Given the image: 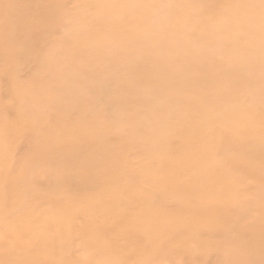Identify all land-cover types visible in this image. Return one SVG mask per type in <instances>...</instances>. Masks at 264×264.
I'll return each mask as SVG.
<instances>
[{"label": "rangeland", "instance_id": "1", "mask_svg": "<svg viewBox=\"0 0 264 264\" xmlns=\"http://www.w3.org/2000/svg\"><path fill=\"white\" fill-rule=\"evenodd\" d=\"M0 19V264H264V148L230 140L264 112V0H7ZM184 121L197 149L175 159Z\"/></svg>", "mask_w": 264, "mask_h": 264}, {"label": "bare ground", "instance_id": "2", "mask_svg": "<svg viewBox=\"0 0 264 264\" xmlns=\"http://www.w3.org/2000/svg\"><path fill=\"white\" fill-rule=\"evenodd\" d=\"M7 2V0H0V5H1V7H3V6H5V3ZM0 24H1V19H0ZM136 32V31H135ZM141 35L142 34H137V33H134L133 34V36L134 37H138V38H141ZM15 38H17V37H15ZM155 41H157V40H155ZM240 62V61H239ZM222 71V70H221ZM227 86V85H226ZM165 92H169V91H165ZM214 93V95L216 96V97H222L223 96V92L221 93V92H219L217 89L213 92ZM202 97V96H201ZM219 101V100H218ZM215 106H216V104H215ZM212 107V106H211ZM250 107V106H249ZM249 107H247L248 109L246 110L249 114L247 115V116H245V117H243V118H241L240 120H239V122L238 123H235L234 124V128L235 127H237V126H240L242 129L241 130H239V131H235L231 136H230V140L232 141V143H234V144H237L238 142H240L242 139H249V140H252V139H254V140H256L257 142L256 143H262V148H264V135L262 134L261 135V133H260V130L262 129V127H263V125H264V115H262V113L264 114V112L262 111V110H260V109H253V108H255V107H251V108H249ZM253 110H258V112H259V114H258V112L257 111H255V112H252ZM253 114L255 115V116H253ZM214 121H216V120H214ZM212 124H214V123H212ZM204 126V125H203ZM211 127V133L213 132V128H212V126H210ZM243 127H244V129H243ZM236 129V128H235ZM171 131H173V133H172V136H171V139H170V141L168 142V144H165V146H163V148L165 149V151L167 152V154L169 155V156H171V157H174L175 159H178L179 158V156H178V154L175 152V150H176V148L177 149H180V148H183V149H185V147H186V150H189V154L191 155H193L194 154V152H195V149H197V146L194 144V143H191L190 142V139H188V140H186L187 138H189V137H191L190 136V134L188 133V123H187V121H184L183 122V125H180V126H176V127H174V129H171ZM209 134H210V132H209ZM208 134V135H209ZM185 141H189L190 143H189V146H186V145H183L182 146V143L183 142H185ZM159 149V148H158ZM157 149V150H158ZM205 149H207V148H205ZM156 151V150H155ZM102 152H104V150L102 151ZM101 155V154H100ZM100 157V156H99ZM264 157V155L262 156V158ZM264 159V158H263ZM52 160V159H51ZM247 160V159H246ZM231 162H232V165L235 167V169H237L238 171H240L241 173H243V174H249V173H251V172H253V168H251V167H248L249 166V161H245L244 159H238V158H236V159H233V160H231ZM230 162V163H231ZM206 163H207V161H206ZM194 167V166H193ZM174 168H175V166H172V167H169V166H167L166 165V169H165V171H167V172H169V173H175V171H174ZM48 172V171H47ZM160 172H164V169H162V171H160ZM263 172V170L262 169H259L258 171H256V173H255V176H257L256 178H257V182L259 183V184H262L263 186H264V172H263V176H259L260 175V173H262ZM211 173V172H210ZM209 179V178H208ZM168 180V178L165 180V183H166V181ZM171 179H169L168 180V183H171L172 181H173V179L170 181ZM212 180V179H211ZM170 181V182H169ZM165 183H164V185H165ZM175 183H176V181H175ZM177 183H180V184H182L181 183V181H179V182H177ZM196 183V181H195V179H193L192 180V182H190V183H187V185H188V187H190L191 185H193V184H195ZM207 183V182H206ZM208 184V183H207ZM206 184V185H207ZM209 185V184H208ZM210 186V185H209ZM208 187V186H207ZM184 188V187H183ZM69 189V188H68ZM178 190H182L183 191V189L182 188H180V189H178ZM197 193H195L194 191H193V189H189V192H188V195H190V197H192L193 198V195H196ZM202 196H206L207 194H205L204 192H202V194H201ZM211 195V194H210ZM129 197H131V196H129ZM128 197V198H129ZM199 198V197H198ZM131 201V200H130ZM204 201H200L199 200V203H200V206H202V203H203ZM129 206V205H128ZM126 207H127V205H126ZM129 209V208H128ZM126 210V209H125ZM209 210V208H207V209H204L203 210V212H200V211H196V212H194V215L192 214V215H190V216H188L189 217V219H187V220H191V221H201V220H208V219H210V218H212V217H217L218 219L221 217V216H223L224 218L225 217H227L228 215H230V214H232V212H231V210H228L227 208H226V205L225 206H223L222 207V210H221V212H218V214H217V212L216 211H208ZM128 211V210H127ZM245 210H242V212H244ZM239 212H241V210L239 211ZM26 215V214H25ZM29 215V214H28ZM233 215H234V213H233ZM123 217V216H122ZM234 217H237V214L236 215H234ZM27 219V218H26ZM177 219V218H176ZM22 221V220H21ZM213 221V220H212ZM21 224V223H20ZM202 233V232H201ZM10 234V233H9ZM202 235V234H201ZM260 236V238L262 237V235H259ZM29 239V238H28ZM27 239V240H28ZM236 242H238V241H236ZM244 244H248L247 242H244ZM244 244H241V243H239L238 244V251H241V250H243V249H246V248H248V246H246V245H244ZM21 245V244H20ZM7 248V247H6ZM260 255L262 254V252L261 253H259ZM2 256V255H1ZM4 259V258H3ZM200 259V258H199ZM231 260H227V261H225V263L224 264H231ZM4 263V262H3ZM28 262L27 261H24L22 264H27ZM10 264V263H9Z\"/></svg>", "mask_w": 264, "mask_h": 264}]
</instances>
